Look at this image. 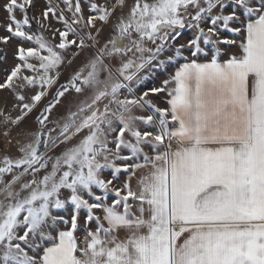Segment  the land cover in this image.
Listing matches in <instances>:
<instances>
[{
	"label": "snow or ice",
	"instance_id": "1",
	"mask_svg": "<svg viewBox=\"0 0 264 264\" xmlns=\"http://www.w3.org/2000/svg\"><path fill=\"white\" fill-rule=\"evenodd\" d=\"M60 3L2 5L0 264H264V0Z\"/></svg>",
	"mask_w": 264,
	"mask_h": 264
},
{
	"label": "rangeland",
	"instance_id": "2",
	"mask_svg": "<svg viewBox=\"0 0 264 264\" xmlns=\"http://www.w3.org/2000/svg\"><path fill=\"white\" fill-rule=\"evenodd\" d=\"M127 0V3H129ZM133 1V0H132ZM5 0H0V37L8 35L6 32V27L7 24L9 23V20L7 18V13L4 11L2 5L4 4ZM53 4L60 3V0H52ZM35 8L30 9L32 12V15L37 17V19H40L42 17L43 11L46 10L48 0H34ZM82 8L84 10L85 16L89 15V9L86 3H84V0H81ZM60 7L63 8L64 5L60 3ZM66 16L71 18L70 13H65ZM17 19L22 20L23 19V14L19 11L16 13ZM34 24L32 31L35 32L37 28L36 21L33 20ZM46 23L51 24L52 28H62V25L60 23H57L51 15L49 16V19ZM111 31V27L109 26L108 28L105 29V35ZM44 35L51 40L52 39V31L48 30L44 32ZM188 35H191L188 33ZM54 43L59 42V37L57 36ZM21 44V41L17 38H13L10 40L8 45H4V54L6 53L7 59L0 61V82H3L6 76L9 74L10 69L15 65L16 61L14 59V53L17 50V47ZM24 47H29L31 46L30 43H24ZM1 49V47H0ZM76 63H79V60L76 61ZM72 71V68H68L66 71H64L62 77H61V82L64 81V79L67 78L68 73ZM5 102H7V106L11 108L12 102H13V96L12 94L7 90H2L0 91V108H3L5 106ZM160 103V101H157ZM166 104L160 103V106L165 107ZM55 111V110H54ZM35 113L33 114V116ZM54 118V117H53ZM5 155H11V156H16L17 151L16 148L12 145L6 144V142H0V158H3Z\"/></svg>",
	"mask_w": 264,
	"mask_h": 264
},
{
	"label": "trees",
	"instance_id": "3",
	"mask_svg": "<svg viewBox=\"0 0 264 264\" xmlns=\"http://www.w3.org/2000/svg\"><path fill=\"white\" fill-rule=\"evenodd\" d=\"M29 15H32V12H31L30 9H29ZM32 23H33V25H35L34 22H32ZM0 47H1V49H3V51L0 52V55H4V45L3 44H0Z\"/></svg>",
	"mask_w": 264,
	"mask_h": 264
},
{
	"label": "crops",
	"instance_id": "4",
	"mask_svg": "<svg viewBox=\"0 0 264 264\" xmlns=\"http://www.w3.org/2000/svg\"><path fill=\"white\" fill-rule=\"evenodd\" d=\"M129 3L128 4H131L133 1L131 0V1H128ZM166 106V105H165Z\"/></svg>",
	"mask_w": 264,
	"mask_h": 264
}]
</instances>
